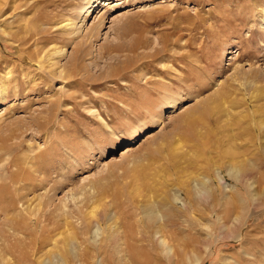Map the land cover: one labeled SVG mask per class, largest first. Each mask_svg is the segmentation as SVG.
I'll return each instance as SVG.
<instances>
[{
	"label": "rangeland",
	"instance_id": "374dc122",
	"mask_svg": "<svg viewBox=\"0 0 264 264\" xmlns=\"http://www.w3.org/2000/svg\"><path fill=\"white\" fill-rule=\"evenodd\" d=\"M92 2L0 0V264H264V0Z\"/></svg>",
	"mask_w": 264,
	"mask_h": 264
},
{
	"label": "bare ground",
	"instance_id": "6f19581e",
	"mask_svg": "<svg viewBox=\"0 0 264 264\" xmlns=\"http://www.w3.org/2000/svg\"><path fill=\"white\" fill-rule=\"evenodd\" d=\"M99 0H93L92 5L89 6L84 12H83V20L82 22L86 21L87 19L89 20L90 18H92L94 12L96 11L97 6L99 5ZM87 20V21H88ZM86 24V23H85ZM87 25V24H86ZM92 30H89L86 35H90ZM60 51V50H59ZM1 97V96H0ZM2 98V97H1ZM176 102H172V107L174 108V106Z\"/></svg>",
	"mask_w": 264,
	"mask_h": 264
}]
</instances>
